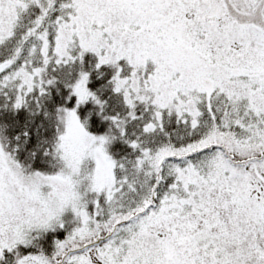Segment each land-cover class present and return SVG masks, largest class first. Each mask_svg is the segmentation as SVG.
<instances>
[{"label": "snow or ice", "instance_id": "snow-or-ice-1", "mask_svg": "<svg viewBox=\"0 0 264 264\" xmlns=\"http://www.w3.org/2000/svg\"><path fill=\"white\" fill-rule=\"evenodd\" d=\"M0 264H264V0H0Z\"/></svg>", "mask_w": 264, "mask_h": 264}]
</instances>
